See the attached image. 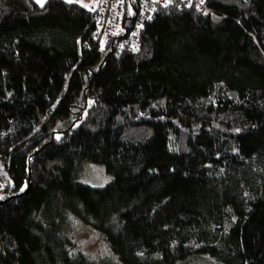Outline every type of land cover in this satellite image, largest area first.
<instances>
[{
	"label": "trees",
	"instance_id": "obj_1",
	"mask_svg": "<svg viewBox=\"0 0 264 264\" xmlns=\"http://www.w3.org/2000/svg\"><path fill=\"white\" fill-rule=\"evenodd\" d=\"M98 2L0 0L1 264H264V0H163L120 57Z\"/></svg>",
	"mask_w": 264,
	"mask_h": 264
},
{
	"label": "built area",
	"instance_id": "obj_2",
	"mask_svg": "<svg viewBox=\"0 0 264 264\" xmlns=\"http://www.w3.org/2000/svg\"><path fill=\"white\" fill-rule=\"evenodd\" d=\"M184 2L188 7L196 4L201 11H204L206 0H184ZM162 4L163 0H101L96 17L97 44L104 50L109 48L117 57L126 51H137L140 48L139 36L143 30L142 20L154 14ZM128 8L133 16L126 17ZM125 20H131L134 25L126 26L127 28L124 29L126 36L118 43L119 32Z\"/></svg>",
	"mask_w": 264,
	"mask_h": 264
},
{
	"label": "rangeland",
	"instance_id": "obj_3",
	"mask_svg": "<svg viewBox=\"0 0 264 264\" xmlns=\"http://www.w3.org/2000/svg\"><path fill=\"white\" fill-rule=\"evenodd\" d=\"M41 5H44L48 0H37ZM82 7L88 10H95L99 6L98 0H77ZM85 4V5H84ZM151 133L146 132L142 138H149ZM82 184L92 188H104L113 181V176L109 175L105 168L95 164H87L83 173L78 179ZM10 180L9 175L6 172L4 164L0 160V196H8ZM73 223V222H72ZM70 238L74 241L77 247V251L80 250L88 255L96 262H100L103 259L113 257L115 258L113 251L108 246L105 240L97 234L92 228L81 223L75 219L71 231L69 233Z\"/></svg>",
	"mask_w": 264,
	"mask_h": 264
},
{
	"label": "water",
	"instance_id": "obj_4",
	"mask_svg": "<svg viewBox=\"0 0 264 264\" xmlns=\"http://www.w3.org/2000/svg\"><path fill=\"white\" fill-rule=\"evenodd\" d=\"M30 187H31V185L29 184L27 189L22 194L27 193L29 191ZM4 201H5L4 197H1L0 198V204H2ZM0 264H1V246H0Z\"/></svg>",
	"mask_w": 264,
	"mask_h": 264
},
{
	"label": "crops",
	"instance_id": "obj_5",
	"mask_svg": "<svg viewBox=\"0 0 264 264\" xmlns=\"http://www.w3.org/2000/svg\"><path fill=\"white\" fill-rule=\"evenodd\" d=\"M37 1V0H36ZM67 2H77V0H66ZM38 2V1H37ZM79 3V2H77ZM85 5V4H84Z\"/></svg>",
	"mask_w": 264,
	"mask_h": 264
}]
</instances>
